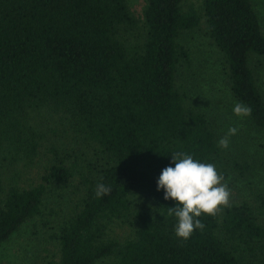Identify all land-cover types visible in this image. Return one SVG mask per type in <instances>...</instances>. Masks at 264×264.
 <instances>
[{
	"label": "trees",
	"instance_id": "16d2710c",
	"mask_svg": "<svg viewBox=\"0 0 264 264\" xmlns=\"http://www.w3.org/2000/svg\"><path fill=\"white\" fill-rule=\"evenodd\" d=\"M196 4L146 0L138 20L127 0H0V246L30 224L32 239L56 245V264H264V188L202 214L187 240L157 190L177 151L214 164L228 187L253 171L218 146L217 121L181 80L183 33L202 30L230 102L250 106L264 135L251 0ZM42 153L40 181L22 185ZM98 183L111 193L97 198Z\"/></svg>",
	"mask_w": 264,
	"mask_h": 264
},
{
	"label": "rangeland",
	"instance_id": "374dc122",
	"mask_svg": "<svg viewBox=\"0 0 264 264\" xmlns=\"http://www.w3.org/2000/svg\"><path fill=\"white\" fill-rule=\"evenodd\" d=\"M197 1L187 0V3L198 6ZM145 2L146 0H127L130 11L138 20L142 19ZM251 2L259 17L264 34V0H251ZM181 41L188 49L191 57L190 65L179 72L181 80L187 89L195 95L199 105L208 112L209 118L217 121L220 139L230 127L238 128L237 134L230 137L227 149L233 155L249 160L253 166V171L244 179H239L235 187H229V189L231 190V198L233 195L238 196L239 192L243 193L244 197H248L247 192H251L249 187L253 189L264 188V135L252 129L246 117L241 118L234 115V104L230 102L225 91L226 87L221 83L223 79L219 74V54L216 53L202 30L198 28L183 33ZM256 75L264 93V67L257 69ZM261 145L263 149H259ZM48 156L47 153H42L39 158L35 159V163L27 166L23 164L25 174L21 180L22 185L28 186L40 181ZM59 189L64 195H68L67 187ZM48 206H52V203ZM30 229V224L24 225L0 246V264L57 263L56 245H49L41 237L32 239Z\"/></svg>",
	"mask_w": 264,
	"mask_h": 264
},
{
	"label": "clouds",
	"instance_id": "9594fccd",
	"mask_svg": "<svg viewBox=\"0 0 264 264\" xmlns=\"http://www.w3.org/2000/svg\"><path fill=\"white\" fill-rule=\"evenodd\" d=\"M251 111V107L243 102H236L233 107L234 115L241 118L250 116ZM237 132V127H230L218 141V146L227 149L230 137ZM171 157L175 167L162 169L157 190L163 189L165 200L176 202L175 207L168 208V215L177 218L175 235L187 240L194 230H204L205 225L199 219L202 214L215 216L223 208L231 206V190L224 175L218 172L214 164L202 163L183 151L174 152ZM111 191L110 186L98 183L95 196L101 198Z\"/></svg>",
	"mask_w": 264,
	"mask_h": 264
}]
</instances>
